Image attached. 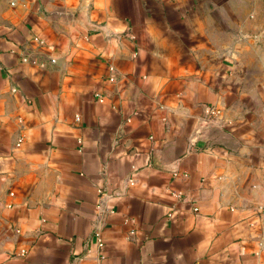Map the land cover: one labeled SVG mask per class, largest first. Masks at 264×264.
I'll list each match as a JSON object with an SVG mask.
<instances>
[{
  "label": "crops",
  "instance_id": "crops-1",
  "mask_svg": "<svg viewBox=\"0 0 264 264\" xmlns=\"http://www.w3.org/2000/svg\"><path fill=\"white\" fill-rule=\"evenodd\" d=\"M0 264H264V0H0Z\"/></svg>",
  "mask_w": 264,
  "mask_h": 264
},
{
  "label": "built area",
  "instance_id": "built-area-1",
  "mask_svg": "<svg viewBox=\"0 0 264 264\" xmlns=\"http://www.w3.org/2000/svg\"><path fill=\"white\" fill-rule=\"evenodd\" d=\"M210 111H211L212 113H215V112H216V111H214L213 109H211ZM216 113H218V112H216ZM131 182L133 183V181H131ZM177 197H180V196L178 195ZM197 210H198V209H196V211H197ZM99 247H100V248L103 247V243H102L101 240L99 241Z\"/></svg>",
  "mask_w": 264,
  "mask_h": 264
}]
</instances>
